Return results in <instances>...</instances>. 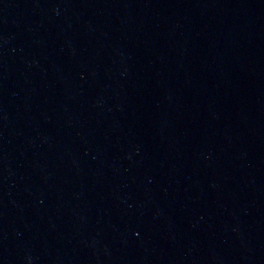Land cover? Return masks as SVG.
Masks as SVG:
<instances>
[{
	"label": "water",
	"instance_id": "water-1",
	"mask_svg": "<svg viewBox=\"0 0 264 264\" xmlns=\"http://www.w3.org/2000/svg\"><path fill=\"white\" fill-rule=\"evenodd\" d=\"M0 264H264V0H0Z\"/></svg>",
	"mask_w": 264,
	"mask_h": 264
}]
</instances>
